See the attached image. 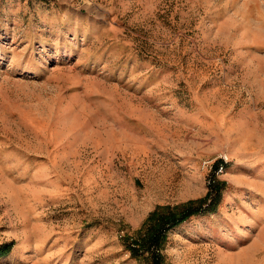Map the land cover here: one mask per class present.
I'll use <instances>...</instances> for the list:
<instances>
[{"label":"rangeland","instance_id":"1","mask_svg":"<svg viewBox=\"0 0 264 264\" xmlns=\"http://www.w3.org/2000/svg\"><path fill=\"white\" fill-rule=\"evenodd\" d=\"M262 169L264 0H0V264H264Z\"/></svg>","mask_w":264,"mask_h":264},{"label":"trees","instance_id":"2","mask_svg":"<svg viewBox=\"0 0 264 264\" xmlns=\"http://www.w3.org/2000/svg\"><path fill=\"white\" fill-rule=\"evenodd\" d=\"M204 210L201 207H195V208H187L185 210H182L180 212H170L169 216L166 222H164V224L160 225V227L155 226L153 228L150 229V231L148 232V236H147V241H149L151 244H158L160 243L161 240V233L163 231H165V227H163V225H167L168 227H174L176 225H178L179 223H181L182 221L186 220L187 218H189L190 216L199 213L200 211ZM211 211V210H210ZM157 212L153 213L151 215V218H153L154 216H156ZM9 250V247L4 249L1 248L0 249V254L5 253Z\"/></svg>","mask_w":264,"mask_h":264},{"label":"crops","instance_id":"3","mask_svg":"<svg viewBox=\"0 0 264 264\" xmlns=\"http://www.w3.org/2000/svg\"><path fill=\"white\" fill-rule=\"evenodd\" d=\"M263 172H264V170H263ZM256 183L264 186V174L259 175L258 182H256ZM256 213H257L256 222L260 226V229L263 230L264 229V208L259 209V211L255 212V214ZM208 221H210V224H211V222L215 224V219L211 218V216H208Z\"/></svg>","mask_w":264,"mask_h":264}]
</instances>
